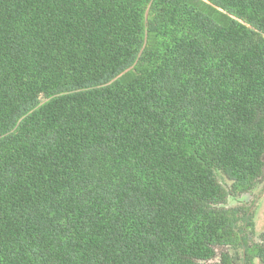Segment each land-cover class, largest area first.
<instances>
[{"label": "trees", "instance_id": "trees-1", "mask_svg": "<svg viewBox=\"0 0 264 264\" xmlns=\"http://www.w3.org/2000/svg\"><path fill=\"white\" fill-rule=\"evenodd\" d=\"M262 178L264 0H0V264H264Z\"/></svg>", "mask_w": 264, "mask_h": 264}, {"label": "rangeland", "instance_id": "rangeland-1", "mask_svg": "<svg viewBox=\"0 0 264 264\" xmlns=\"http://www.w3.org/2000/svg\"><path fill=\"white\" fill-rule=\"evenodd\" d=\"M44 100V99H43ZM223 186L227 189H231L232 182L224 175L219 177ZM223 207L227 209H240V211H247L251 216L252 225L246 227L244 222H240L238 234L246 238L248 246L251 244H260L261 234L264 232V178L260 179L252 191L245 194L232 193ZM228 252L234 259L240 256L242 259L243 249L241 247L218 249V255L212 262H218L220 260L219 254L221 252ZM254 264H262L258 259Z\"/></svg>", "mask_w": 264, "mask_h": 264}]
</instances>
